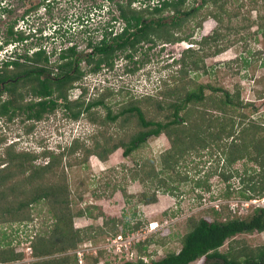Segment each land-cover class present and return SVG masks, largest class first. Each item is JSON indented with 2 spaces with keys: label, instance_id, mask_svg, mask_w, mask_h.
Here are the masks:
<instances>
[{
  "label": "rangeland",
  "instance_id": "1",
  "mask_svg": "<svg viewBox=\"0 0 264 264\" xmlns=\"http://www.w3.org/2000/svg\"><path fill=\"white\" fill-rule=\"evenodd\" d=\"M32 2L34 6L39 3L37 0ZM226 2L225 10L228 13H233L240 8V14L237 18H231L230 21L224 17L223 24L227 25L229 30L223 28L221 31L220 44L227 45L222 52L211 55L214 46L209 43L203 48L197 46L201 38L209 35L216 28V22L211 16H207L209 11L216 12V10L212 5H202L201 0H190L191 7H201L197 18L187 22L180 31L171 30L174 36H190L187 41L169 42L152 36L153 42L141 43L133 53L132 61L125 60V52L117 53L113 70H102L95 75H90L88 72L90 66L81 61L84 78L68 92L67 99L71 102L80 95L83 87L86 89V96L91 98L95 96L93 93L96 91L91 88L97 84L98 87L105 86L106 84L102 82H107L108 79L109 87L115 92L122 86L126 88L105 99L113 113L118 112L122 106L134 103L133 105L140 107L145 113L146 118L156 120H163L164 116L170 113L169 109L161 111L156 106V102L161 100V95L166 88L176 87L179 95L183 94L184 90H194L199 85L219 88L220 91L216 93L208 90L204 92L209 100L205 102V105L218 101L220 94L226 91L239 94L242 105L239 111H235L233 117L235 121L233 137L228 138L222 135L221 140L213 142L204 138V148L195 145L188 150L174 170L158 174L156 183L147 180L143 185L132 176L134 171L143 165L147 172L151 169L150 165H153L155 173L159 172L160 157L170 148V142L164 134L150 137L128 157L123 155L121 148L108 155L105 161L95 155L97 151L99 152L95 147V141L100 144V148L105 146V140H108L109 146V138H111V144L127 143L139 130L134 121L135 117L125 123L121 117L119 121L106 125L104 128L100 125V121L104 118L105 111L100 106L92 109L93 112L90 115L81 113L77 119H69L64 110L59 107L52 114L35 123L29 135L23 133L21 116L16 117L11 123L4 118L0 120V136L7 137L5 143L0 145V160L4 157L5 147L10 144H15L14 149L18 152L37 154L44 150L55 154L64 152L62 163L57 169V172L63 173V176L50 175L45 182L63 184L65 180L69 192L72 228L73 231L80 232L79 237L82 239L75 249L55 252L47 256H33V245L37 244L39 237L48 239L52 237L56 221L53 213L50 212V204L41 200L28 206L29 212H22L17 217V221L0 225V243L2 244L0 250H11L12 253H5V256L13 254L16 258L11 262L0 264H78L74 254L77 256L76 252L80 253L84 246L89 248L85 252L88 254L83 264H95V258L98 263H109L112 257H106L102 253V250L108 252L107 247L111 238L109 232L118 234L119 231L128 232L130 228L134 229L132 233L148 232L151 223L157 224L156 230L147 235L144 243H141L136 251L138 255L146 256L148 261L160 260L169 253L179 250L180 240L187 232L188 218L204 217L210 221L216 218L223 220L229 212L231 215L237 212L235 215L246 219L257 208H264V192L254 196L251 190L252 186L258 187L264 183V172L253 161L256 159L254 148L248 144V158L231 165L224 161L227 149L232 147V138H236L242 128L238 114H243V124L247 125L250 120L260 122L258 124L261 126L264 124V22L260 23L264 21V7H259V11L252 10L248 13L246 10L249 0H227ZM66 4L67 2L64 3L62 0H53L50 17L44 13V8L40 7L37 12H34L35 15L30 13L24 16L23 20L19 19L17 24L15 23L16 28L23 32H26L28 28L39 29L38 32L45 29L43 35L50 34L53 27L59 23L61 6L75 8V14L80 16L85 12L88 13L92 5L100 6L102 2L101 0H72ZM260 4L261 1H258L259 6ZM141 6L138 3L132 5L136 10ZM3 8L9 9L11 14L0 13V44L3 42L7 26L17 18V15L18 17L23 15L21 10L23 11L24 5L20 0H0V12ZM107 11L108 7L103 9L102 16H99L103 21L107 17ZM115 14L114 7L109 5V24H112L110 20ZM170 16L165 14L163 18H170ZM259 16L263 19L259 20ZM248 19L251 22L250 26H247ZM97 20L100 19L97 18ZM164 20L169 22L170 19ZM196 22L202 23L201 27H196ZM258 24L263 26L260 31ZM114 27L115 31L119 29L117 24ZM43 45L45 44L42 37L33 36L23 44L3 46L0 51V60L7 59L12 52L24 54L26 50L31 52ZM188 45L199 50L187 56L185 58L187 62L202 59V63H199L198 70L193 71L190 66H187L186 73H180L179 62ZM80 46L79 54L83 57L88 50H83L82 42ZM53 48H56L58 52L60 46L58 43L51 44L46 51L50 52ZM55 60V56L51 58L52 62ZM128 69L132 71L126 73ZM12 72H14L13 69L10 70L11 74ZM18 92L23 94L22 102L30 100L31 96L27 88H18ZM147 94L150 96V101H146ZM3 96L6 98L8 94L3 93ZM202 108L204 107H199L193 113L197 121L196 126L199 125V113L204 109L208 110ZM209 111L214 123L208 130L215 136L221 130L219 127H225V125L221 124L220 120L215 121L217 117L221 118V113ZM200 126L206 128V125ZM202 129L204 130V127ZM208 130L202 134L203 137ZM73 136H78L81 142L78 143L75 152L69 154L66 148ZM262 136L264 137V132ZM87 150H90L88 155ZM47 161L48 158L39 157L34 160L33 165L41 166ZM2 162L0 161V168L4 166ZM141 175L140 177H143V173ZM178 175L186 181L180 182ZM159 179L165 180L161 188L158 187ZM197 181L200 183L198 187ZM34 186L30 194H35ZM142 192H147L148 195L154 192L156 201L150 204L143 203L140 201ZM245 196H252V199L247 200ZM99 210L103 217L95 218ZM80 212L81 215L78 214ZM88 213L91 215H87ZM109 219L115 220L116 230L111 229ZM235 240L245 242L252 248L264 247V232L241 234L236 236ZM227 249L228 243H225L219 251L226 252ZM97 250L99 251L97 256L93 255Z\"/></svg>",
  "mask_w": 264,
  "mask_h": 264
},
{
  "label": "trees",
  "instance_id": "2",
  "mask_svg": "<svg viewBox=\"0 0 264 264\" xmlns=\"http://www.w3.org/2000/svg\"><path fill=\"white\" fill-rule=\"evenodd\" d=\"M190 0H109V4L114 5L116 15L113 16L114 20H122L121 31L115 36H110L109 45L104 40L98 45L89 46L94 49V54H86L87 58L81 57L79 52L74 49L64 51H51L47 52L42 46L37 47L31 52L24 54L13 53L7 59L0 60V94L5 92L8 94L6 99L0 100V120L4 118L9 123L14 122L15 118L21 116L20 123L22 124L23 133L29 135L34 129L35 123L40 122L47 115L52 114L57 108L64 110L69 119H77L81 113L90 115L95 107H102L105 111L104 118L100 121V125L105 128L119 121L123 117V123L134 120L139 127L127 143L117 142L111 144V138L104 141L103 147L96 143L95 147L99 150L95 154L100 160L105 161L107 156L112 154L117 149L121 148L123 155L128 157L132 152L136 151L150 137H158L164 134L169 142L170 148L160 157V170L155 173L153 165L151 169L145 171V165L134 171L132 178L139 180L143 185L147 180L156 183V177L160 173H165L168 170H174L188 150H191L195 145L205 147L203 143L204 138L207 140L219 141L222 135L225 137H233V128L235 121L233 120L235 111H239L242 102L239 101V94H231L224 92L220 94L219 100L216 102L205 105L206 101L209 102L207 96L204 94L206 90L211 93L220 91L219 88L211 85H199L194 90H184L183 94L177 93V88H166L162 93L161 100L156 102L159 110L169 109L170 113L164 116L163 120H156L155 118H146L145 113L140 107L132 104L122 106L116 113L108 106L105 99L109 95L122 92L123 86L118 91H114L111 87L95 88L94 97L88 99L85 103L84 97L75 100L74 102L68 101V92L73 86L81 79L84 72L78 67L80 61L85 60L86 64L90 66L88 72L94 75L99 73L102 69L106 68L109 71L113 70L114 62L117 59V53L125 52V60L130 62L133 60V53L137 50L141 43H152V36L158 40L163 41H187L190 36H174L171 30L180 31L192 19L197 18L198 12L201 7H191ZM227 0H201L202 5H212L215 7L216 12L209 11L207 16H211L216 22V28L209 34L205 35L197 46L201 48L209 43L214 46L211 55L218 54L227 47L221 45L222 38L221 31L223 28L229 30L227 25L223 24L224 17L229 19L237 18L240 14V8L233 13H228L225 10ZM258 1H261L260 6ZM154 3L151 6L150 3ZM142 5L140 9L136 10L132 7L134 4ZM244 7V6H243ZM259 7H264V0H249L246 12L250 13L252 10H258ZM3 12L11 14L9 10ZM170 14V18H163V15ZM153 18L156 20H153ZM262 20V17H258ZM164 19H170L166 22ZM245 20V19H240ZM264 21H261L262 23ZM196 27H201L202 23L196 22ZM247 26L251 22L247 20ZM15 21H12L6 28L3 42L0 44V49L9 44H23L30 38L35 36V33L25 34L21 31L15 32L13 30ZM259 31L263 26L258 24ZM31 32V31H30ZM188 48L183 52V57L180 59V73H186L185 68L190 66L192 70L200 68L199 63L202 59L190 60L187 62V56L193 53L194 48ZM85 55V57H86ZM56 57L55 61H51L52 57ZM202 65V64H201ZM10 68V69H8ZM14 70L12 74L10 70ZM55 71V72H54ZM128 69L126 73L131 72ZM174 78V77H173ZM173 81V80H172ZM7 82V84L5 83ZM4 85V89L1 86ZM21 85V86H20ZM18 88H27V92L31 96L29 101L22 102L23 94L18 92ZM181 89V88H180ZM83 95H86V89L82 88ZM146 101H150V96H147ZM247 105V104H246ZM207 108L199 114V125L196 126V118L193 113L199 107ZM213 110L221 113V124L218 134L211 135L209 128L213 125L212 115H209ZM208 111V112H207ZM241 121V130H239L236 138H232L231 148L227 149L224 161L228 165L240 161L248 156V148H254L255 158L253 161L257 163L259 168L264 172V124L261 126L260 122L250 120L248 124H243V114H238ZM94 121V119H93ZM27 122V124H25ZM204 127V130L202 129ZM227 129V130H226ZM206 132V136L202 134ZM7 137L0 136V145L5 143ZM79 139L72 141L66 148L69 154H73L77 149ZM249 144V145H248ZM15 144L7 145L4 149V157L0 160L3 161V167L0 168V225L4 223L17 221V217L23 212H29L28 206L33 203H38L41 200L50 204V212L53 213L55 227L50 239L39 237L37 244L33 245V256L41 257L47 256L55 252H65L70 249H75L76 245L81 242L79 231H73L72 228V214L69 208V192L65 184L60 183H46V178L50 175L54 176L63 173L57 172L60 164L62 163L64 152L55 154L44 150L40 154L34 152L16 151ZM90 154V150L86 151ZM48 158L46 164L41 166H34L33 162L37 158ZM248 158V157H247ZM2 165V164H1ZM143 173V177L141 174ZM180 178V182L186 181L185 178ZM227 179V178H225ZM162 184L160 186V184ZM158 187L165 184V180H158ZM35 184V186H34ZM199 181L196 186H199ZM31 186V187H30ZM35 188V194H30L31 189ZM252 195L259 196L264 192V183L261 186H252ZM252 196H245V199H252ZM140 201L146 204L154 203L156 201L155 193L148 195L147 192H142ZM234 212V211H233ZM237 213V212H236ZM235 213V214H236ZM81 215V212L78 213ZM228 215L223 220H208L204 217L199 219L190 217L187 220V232L180 240V248L177 252L169 253L167 256L160 260H150L145 264H191L201 262L200 264H264V247L252 248L241 242L235 240V237L241 234H251L264 232V208H257L254 213L248 218L243 219L238 215ZM87 215H91L88 213ZM97 217H103L99 210ZM108 220V219H107ZM111 229L116 230L115 220H110ZM107 224V221L104 222ZM116 225V226H115ZM102 230V229H101ZM133 231V228L128 229ZM113 233V232H112ZM110 233L109 236H114L115 233ZM228 243L226 252H220L219 249ZM139 246V245H138ZM137 246V248H138ZM2 244L0 243V249ZM5 253H12L11 250H0V263L11 262L16 260L13 254L5 256ZM77 262L76 256L74 255ZM94 263H98L97 258ZM110 264V263H104ZM123 264H144L142 261L137 263H123Z\"/></svg>",
  "mask_w": 264,
  "mask_h": 264
},
{
  "label": "flooded vegetation",
  "instance_id": "3",
  "mask_svg": "<svg viewBox=\"0 0 264 264\" xmlns=\"http://www.w3.org/2000/svg\"><path fill=\"white\" fill-rule=\"evenodd\" d=\"M15 1H18V0H15ZM20 1L24 5L23 11L21 10L23 15L20 17H18L17 15V18L13 20L15 21V23L19 21V19L24 18V16H28L30 13L34 14V12H37L40 7L44 8V13H47V15L50 17V10L53 8L52 7L53 0H47L46 3H45V0H37L39 1V3H37L36 6H34L32 2L33 0H20ZM62 1H64V3L67 2L68 4L72 0H62ZM101 2H102V5L97 6V4H94L92 5L88 13L85 12V14L83 15L80 14V16L75 14L74 12L75 8L72 9L71 7H68V6L62 8L63 6H61V10L59 11V23L57 24V26L53 27L52 32L50 34L43 35V32H45V29L42 32H38L39 29L37 30L33 29L32 32L35 33V36H37V38L42 37V41L44 40V44H45L42 47L45 50L51 44L58 43L60 46L59 51H64V50L66 51V50H70L73 48L74 51L80 52L81 51L80 43L82 42L84 46L83 50H88L87 52L88 54H94V49H92L89 46L90 43L95 46V45H98V43H102L104 40H106V43H108L109 45V33H111L110 36L112 37L115 36L121 31V28L123 26L122 20L120 19L114 20L113 16L110 20V23L112 22V24H109V5H110L109 0H101ZM150 4L151 6H153L154 3L152 2ZM111 6L114 7V5L112 4ZM107 7H108V11L106 13L107 17L103 21V19H101V17L99 16H102L101 14L102 10L106 9ZM3 9L9 10L7 8H3ZM0 13H6V12H3L2 10ZM97 18H99L100 20H97ZM98 21L100 22L98 23ZM16 24H14V27H13V30L15 32L19 31L16 28ZM115 24L119 26V29L117 31L114 30ZM15 44H18V43H14V45ZM51 51H56V48H53ZM83 58L84 59L87 58V55L86 57L84 55ZM82 61L83 63L86 64L85 60H82ZM78 67L83 72L81 61L79 62ZM89 74L91 75L93 73H89ZM83 78L84 77L82 76L78 82H82ZM5 83L7 84V82ZM1 89H4V85L1 86ZM3 93L6 94L5 92H2L0 94V99L2 98V101L6 99L3 96ZM84 99H86V102H87L89 98H84Z\"/></svg>",
  "mask_w": 264,
  "mask_h": 264
},
{
  "label": "built area",
  "instance_id": "4",
  "mask_svg": "<svg viewBox=\"0 0 264 264\" xmlns=\"http://www.w3.org/2000/svg\"><path fill=\"white\" fill-rule=\"evenodd\" d=\"M157 227L156 223L149 224L148 232H120L117 235L110 238V244L108 245L107 253L102 250V253L107 257H112L111 261L116 264H122L125 262H136L141 259L144 263H147L148 260L145 257H140L136 251L137 245L142 242L148 234L155 231ZM146 233V235H145ZM145 235V236H143ZM89 247L84 246L80 253L76 252L78 261L81 264L83 262L84 256L88 253H85ZM98 250L93 254L97 256ZM101 264V263H100Z\"/></svg>",
  "mask_w": 264,
  "mask_h": 264
},
{
  "label": "clouds",
  "instance_id": "5",
  "mask_svg": "<svg viewBox=\"0 0 264 264\" xmlns=\"http://www.w3.org/2000/svg\"><path fill=\"white\" fill-rule=\"evenodd\" d=\"M19 31L23 32L22 30H19ZM30 31H31V32H30ZM23 33H25V34H29V33H33V32H32L31 29L28 28L27 31H26V32H23ZM9 45H12V44H9ZM7 46H8V45H7ZM188 48H192V49H193V47H192V46L189 47V45H188L187 49H188ZM1 50H2V49H0V51H1ZM12 55H13V52L10 53V55H9L8 57H10V56H12ZM8 57H7V58H8ZM102 70H106V71H108L106 68H104V69H102ZM102 70H101V71H102ZM99 72H100V71H99ZM97 74H98V73H97ZM106 81H107V82L104 81V82H102V83L106 84L105 86L109 87V85H108V82H109L108 79H107ZM105 86L102 85V87H105ZM102 87H98V84H97L95 87H93V88H91V89H92V90H94L95 88L100 89V88H102ZM93 94H94V93H93ZM82 96H83L84 98H90V97H87L86 95H83V92L81 91V92H80V95H79L75 100L79 99V98L82 97ZM76 139H79V137H78V136H73V137L71 138L72 141H74V140H76ZM72 141H71V143H72ZM65 143H66V142H65ZM71 143H70V144H71ZM70 144H68V146H69ZM120 232H123V231H119L118 233H120ZM128 232H130V231H128ZM131 232H134V231H131ZM115 235H117V234H115ZM115 235H114V236H115ZM109 237H113V236H109ZM141 243H144V240H143L142 242H140L138 245H140ZM138 245H137V246H138ZM136 250H137V247H136ZM74 255H75V254H74ZM75 256H76V255H75ZM139 256H140V257H145V258H146V256H143V255H140V254H139ZM86 257H87V255L84 256L83 262H82L81 264L84 263V261L86 260ZM106 257H107V256H106ZM76 259H77V263L80 264L79 261H78V257H77V256H76ZM138 261H142V260L139 259V260H137L136 262H129V263H137ZM142 262H143V261H142ZM148 262H149V261H148ZM148 262H147V263H148ZM100 263H101V262H99L98 264H100ZM109 263H110V264H116V263H113L112 261H109ZM125 263H128V262H125ZM143 263H144V262H143ZM102 264H104V263H102ZM122 264H123V263H122ZM144 264H145V263H144Z\"/></svg>",
  "mask_w": 264,
  "mask_h": 264
},
{
  "label": "crops",
  "instance_id": "6",
  "mask_svg": "<svg viewBox=\"0 0 264 264\" xmlns=\"http://www.w3.org/2000/svg\"><path fill=\"white\" fill-rule=\"evenodd\" d=\"M191 264H193V263H191Z\"/></svg>",
  "mask_w": 264,
  "mask_h": 264
}]
</instances>
